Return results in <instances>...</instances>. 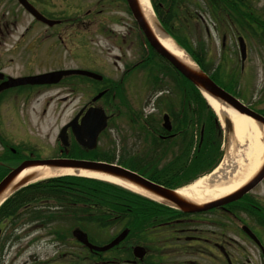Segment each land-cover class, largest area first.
Instances as JSON below:
<instances>
[{"label": "flooded vegetation", "instance_id": "flooded-vegetation-1", "mask_svg": "<svg viewBox=\"0 0 264 264\" xmlns=\"http://www.w3.org/2000/svg\"><path fill=\"white\" fill-rule=\"evenodd\" d=\"M28 2L40 14L55 21L50 28H60L63 24L70 23L71 18H61L65 15L59 14L60 10L53 7L55 5L53 0H44V3L42 0H28ZM86 6L88 7L85 10L72 9L75 16V20H72L77 22V25L87 23L89 29L97 27L98 33L102 34L105 43L108 44L107 48L116 49V56L112 58L113 64L122 63L124 36L122 31L113 29L116 25L122 27V0H88ZM204 6L205 8L208 6L207 1H204ZM209 10L216 16L224 15L227 19L233 17L228 22V27L223 19L216 20L212 28L217 32L228 30L233 35L242 33L251 36L250 34L254 33V23H250V18L253 21L257 18L263 28L257 31L260 32L258 36L264 33V0H219L215 5L210 4ZM24 12L31 17V20L24 26L22 34L30 32L34 28L33 23H41L46 27L28 11L24 10ZM15 29V0H0V73L2 74L0 83L7 77L14 76L12 65ZM57 34V38L63 39L62 32ZM35 39L37 38H33L32 41ZM256 43L257 41H248L245 61L236 64L226 55V37L221 36L215 61L212 60L214 49L212 42L206 46L204 65L224 80H243L253 71V66L250 64L251 57L248 54L251 46ZM215 66H218L217 70ZM164 76V74L161 76L162 81ZM75 86V84L71 85V92ZM23 87L29 88L19 86L17 87L19 92L30 91ZM94 88L97 91H94L85 102L80 101L74 116L79 115V122L89 108L99 106L104 110L107 115V125L98 136L99 142V138L106 134L110 125L116 127L114 119L119 116L116 113L119 114L123 110L122 88L116 90L109 81L106 83L100 81L98 85H94ZM9 90L0 91V97ZM100 92L101 95L94 100L93 97ZM115 97L121 99L118 112L113 110L112 100ZM168 99L167 95L163 96L161 103L168 102ZM127 108H124L121 114L129 126L127 135L133 131L136 141L134 142L126 134L123 135L122 154L113 153L114 157L121 158L122 155H126L128 160L142 161L137 168L144 166L146 170H151L150 167L158 166L156 165L158 160L171 155L174 147L176 150L174 153L179 154L181 143L179 142L180 146L173 143L175 136L180 133L173 129L179 124L169 111L162 109V115L167 114L169 117L170 130L164 127L162 121H147L146 126L153 135L150 136L140 131L141 126L138 122L140 111L133 110L130 106ZM68 137L69 145L65 151L62 149L65 154L70 151L67 156L65 155L68 159L100 157L98 146L88 149L80 145L69 131ZM137 143L141 145L139 149L134 147ZM9 153L13 154L11 148L0 143V158L9 156ZM102 157L110 158L107 155ZM32 204L35 205L21 210L26 214L25 216L0 220V264H264V177L254 187L241 192L236 198L204 210L188 212L163 205L166 207L161 208L162 214L156 215L148 222L141 216V209L137 207L140 202L137 201L122 203L40 201ZM111 205L117 208H111ZM133 207L138 210H134ZM78 210L87 215L78 217ZM73 213L75 215H72ZM74 228L85 231L88 241L96 247L106 245L121 231L126 230V233L123 239L107 249H89L72 237ZM38 243H45L50 253L42 256L40 252L35 251Z\"/></svg>", "mask_w": 264, "mask_h": 264}, {"label": "rangeland", "instance_id": "rangeland-1", "mask_svg": "<svg viewBox=\"0 0 264 264\" xmlns=\"http://www.w3.org/2000/svg\"><path fill=\"white\" fill-rule=\"evenodd\" d=\"M87 1L88 0H53L55 5H52L56 9L62 11L59 12V14L65 16L69 14V17H73V12L67 13V11L80 8L85 10V8L88 7L85 6ZM42 2L44 3V0H42ZM46 7L48 6L46 5ZM123 11L124 7L122 6V32L129 26H132V30L129 35L127 34L126 42L123 44L124 46L121 52V66L125 67L137 61L144 49L142 47L143 42L141 35L139 31L133 27L132 17L127 11ZM15 15L16 29L14 32L15 51L12 65L13 75L28 73L38 74L39 72L64 68H83L101 72L104 76L109 75L110 77L108 76V79L113 78L117 80L121 77L122 74H119L112 61V58L115 57L116 54L115 52H108V44L104 42L101 37L102 35L98 33L97 27L89 29L87 23L80 25H77V22L71 23L74 24V32H78V35H73L70 29H63L61 30L64 36L63 41V39L55 37L54 29H46L35 23H33L34 28L30 32L22 34L23 27L26 26L31 19L22 11L17 3H15ZM254 29L257 31L255 27ZM189 35L191 36L194 47L198 46L199 40H203V42L210 41L213 43L214 49L212 48V52H214V57L215 54L218 53L219 38L215 35L212 41L209 36L205 35L201 27L196 28V31ZM33 38L37 39L32 41ZM54 40L56 42H54ZM248 41H257L256 44L251 46L248 54V56L251 57L250 64L253 66V71L256 73V76L254 72L248 75V81L254 80L251 88L250 85H247L248 82H244L243 80H239V84L236 82H234V84L237 85V93L240 95V99L247 104L251 103V105L259 109L264 108V36L260 35L257 39L255 36H253V39L248 37ZM235 46L234 37H227L225 53L228 54L229 52L231 54L232 52L233 54ZM149 54V57L143 64L137 65L138 67H135V69L131 67L130 72H128L125 77L122 75L124 78L123 86L122 84L118 85L116 81L112 79V86H116L117 89L122 88L121 96L123 110L130 106L131 109L141 111L142 113L153 112L151 103L158 92H156V88V90L153 89L148 83L149 78H151L149 77V69L153 66L152 61L159 62L161 65L158 64V66L161 68L167 69V66L162 58L151 52ZM231 57L233 60L236 59L234 55ZM104 72H106L107 75ZM166 72L170 75L169 71ZM165 76L163 80H165L166 83L172 81L171 77ZM77 78L78 76L66 77L61 83L53 86H45L40 91L31 92V95L25 94L26 92L18 94L15 91H11L0 99V132L5 131V136L10 140L12 145L17 143L23 145L25 154V159L23 161L47 159L54 155H60L58 154L57 148H64V145L59 147L60 142L58 141L57 135L60 128L73 118L80 101L83 103L88 100L94 94V85H98V83L94 81H87L79 78L80 81ZM175 80L179 83L181 78L177 79L175 75ZM72 84L76 86L74 90L70 92ZM176 87L177 86L173 87L170 84L163 86V89L168 90L167 94L171 97L173 96V101H176L174 96L179 92L176 91ZM160 89L161 88H159V90ZM25 98L29 99L25 100ZM112 102L113 110L118 112L117 109L120 106L119 103L121 99L115 97ZM122 111H120L119 114L116 113L119 115L114 119V121H116V127L110 125L106 134H103L99 138L98 152L101 155H108L106 154L107 152L109 155L113 153L122 154V136L125 134L132 138L134 142L136 141L133 131L127 135L129 126L125 117L121 114ZM223 139V152L219 162L220 166L224 163V157L232 143L231 133L226 132L224 127ZM143 143L144 142H142V144ZM134 147L139 149L141 145L137 143ZM173 157V153L171 152V155L157 162L159 166H164V164L169 162L170 159H173ZM115 158L117 159V157ZM119 159L121 158L119 157ZM99 181L109 183L107 181ZM112 185L115 186L116 184ZM46 200L55 201L52 197H48ZM86 202L89 201H82V203ZM78 211V217L87 215L83 211ZM70 213L71 211H69V214ZM58 215H60V213ZM72 215L75 214L73 213ZM35 251L40 252L42 256L50 253V249L45 243H38Z\"/></svg>", "mask_w": 264, "mask_h": 264}, {"label": "trees", "instance_id": "trees-1", "mask_svg": "<svg viewBox=\"0 0 264 264\" xmlns=\"http://www.w3.org/2000/svg\"><path fill=\"white\" fill-rule=\"evenodd\" d=\"M189 1L151 0L164 28L177 38L186 49L188 48L194 59L203 67L198 55L186 45L185 40L181 37L184 36V33L181 31L174 32L170 26V22H175L178 26L185 27L186 23L192 19V13L189 11ZM180 77L183 82L181 83V87H179L180 93L183 95L181 106L184 105L183 111L186 112L185 118H182L180 121L183 124V122L185 123L189 119L191 123L197 124L196 138L193 132L194 129L190 134V154L186 155L185 158L167 162L161 170H146L144 167L137 168L135 164H139V162H130L131 165L136 166V170L138 169L151 180L171 188L189 183L199 175L210 171L216 166L222 156V150L220 148L221 137L217 134L219 129L216 126L213 111L207 105L199 90L182 75ZM184 83L186 87H184ZM186 91L188 93L184 97ZM201 125H203L202 138L200 137ZM194 141L196 142V147L191 151ZM4 173L0 171V178ZM48 197H52L56 201L70 200L107 203L137 201L140 202V205H137V207L141 209V216L146 222L153 219L156 215H161V208H164L162 205L141 196L131 194L109 183L100 182L99 180L91 178L64 175L39 180L15 191L1 204L0 220L25 216L26 214L22 212L23 210L35 205L32 203L45 201ZM110 207L117 208L115 205H111ZM133 209L138 210L136 207H133Z\"/></svg>", "mask_w": 264, "mask_h": 264}, {"label": "water", "instance_id": "water-1", "mask_svg": "<svg viewBox=\"0 0 264 264\" xmlns=\"http://www.w3.org/2000/svg\"><path fill=\"white\" fill-rule=\"evenodd\" d=\"M22 1L23 0H19ZM128 6L131 10V13L140 28L144 32L146 38L148 39L151 46L165 59H167L174 68H176L184 77H186L192 84H194L202 93L209 95L210 97L224 103L230 108L236 110L239 113L246 114L256 121L264 125V117H262L257 112L251 110L244 104H242L236 97L232 96L230 93L223 90L219 87L206 73L200 70L197 66H193L191 64L183 62L180 58L174 55L172 52L167 50L157 39L155 34L150 28L149 23L144 16V13L138 3V0H127ZM240 41V51L242 57L245 56V47L241 39ZM83 74L86 76H90L96 79H100L101 76H98L95 73L78 70V69H70V70H55L46 73H42L39 75L33 76H25L19 78H11L9 80L10 85H18V84H43V83H56L63 76L68 74ZM225 126L227 129L231 128L230 119L227 116L223 117ZM106 125V116L103 111L97 108L89 109L85 112V114L80 119V123L78 124L76 118H74L70 123L64 126L60 133L59 137L63 144H66L65 130L67 127H71L72 133L75 139L82 145L87 146L88 148H92L96 145V140L99 132ZM32 166H51V167H71L78 169H90L96 170L100 172H104L106 174H110L124 180H127L142 189L150 192L157 200L167 203L171 206H174L182 211H200L211 206H214L218 203H223L232 198L237 197L241 192L246 191L250 187H252L256 182H258L264 176V160L256 172L252 175V177L247 180L243 185H241L236 190L230 192L224 197L216 198L204 203H196L185 197L180 196L176 190L166 188L160 184H157L140 174L125 169L119 165L105 162H93L88 160H27L20 163L16 168L12 169L7 175H5L0 180V203L5 200L12 192L21 186L25 185L28 181H30L34 174L26 175L18 182L13 183V179L25 168ZM126 231L120 233L114 240H112L109 244L103 247H95L91 245L86 237V234L76 229L73 231L74 237L84 245L89 248L95 249H107L112 245L116 244L120 239H122L125 235Z\"/></svg>", "mask_w": 264, "mask_h": 264}, {"label": "bare ground", "instance_id": "bare-ground-1", "mask_svg": "<svg viewBox=\"0 0 264 264\" xmlns=\"http://www.w3.org/2000/svg\"><path fill=\"white\" fill-rule=\"evenodd\" d=\"M138 2L151 30L159 42L183 62L195 66V63L190 60L185 50L159 27L149 0H138ZM206 99L219 118L224 114L229 116L233 125V138L230 149L224 157L222 166L219 165L210 174L198 177L190 184L176 190L180 196L196 203H204L232 192L244 184L256 172L264 158V128L249 116L232 110L218 100L207 95ZM74 173L119 184L135 192L154 197L150 192L127 180L104 172L83 168L32 166L23 169L13 179V183L18 182L21 178L30 174H34L31 179L33 180L36 178ZM213 181L214 183L210 184Z\"/></svg>", "mask_w": 264, "mask_h": 264}]
</instances>
